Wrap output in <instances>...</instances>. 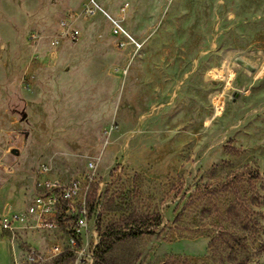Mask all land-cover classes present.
<instances>
[{
  "label": "rangeland",
  "instance_id": "1",
  "mask_svg": "<svg viewBox=\"0 0 264 264\" xmlns=\"http://www.w3.org/2000/svg\"><path fill=\"white\" fill-rule=\"evenodd\" d=\"M97 1L140 50L86 0H0V218L43 164L100 191L85 250L22 223L0 264H264V0Z\"/></svg>",
  "mask_w": 264,
  "mask_h": 264
},
{
  "label": "built area",
  "instance_id": "2",
  "mask_svg": "<svg viewBox=\"0 0 264 264\" xmlns=\"http://www.w3.org/2000/svg\"><path fill=\"white\" fill-rule=\"evenodd\" d=\"M122 11H126L123 8ZM103 14L111 23L112 34L119 38V46H134L137 50L142 48L138 42L125 28L122 20L115 19L109 15L97 0H86L83 15L92 17ZM80 31L75 29L71 19H63L60 22L59 38H70L78 40ZM55 40L54 44H57ZM93 169V164L89 165ZM39 174L45 175L39 179ZM49 167L45 164L40 170L34 185V196L28 203L22 214L15 213L0 218V234H16L20 224L24 223L32 230L47 233H59V238L68 242L66 248L54 245L56 254L76 253L89 247V232L92 238H98L96 224L93 217L99 213L100 191L95 187L97 179L92 172L75 177L68 181L50 178ZM30 261H37L35 253L29 254Z\"/></svg>",
  "mask_w": 264,
  "mask_h": 264
},
{
  "label": "water",
  "instance_id": "3",
  "mask_svg": "<svg viewBox=\"0 0 264 264\" xmlns=\"http://www.w3.org/2000/svg\"><path fill=\"white\" fill-rule=\"evenodd\" d=\"M14 154H17L19 151L17 149H13L12 151Z\"/></svg>",
  "mask_w": 264,
  "mask_h": 264
},
{
  "label": "crops",
  "instance_id": "4",
  "mask_svg": "<svg viewBox=\"0 0 264 264\" xmlns=\"http://www.w3.org/2000/svg\"><path fill=\"white\" fill-rule=\"evenodd\" d=\"M27 207V206H26ZM26 209V208H25Z\"/></svg>",
  "mask_w": 264,
  "mask_h": 264
}]
</instances>
